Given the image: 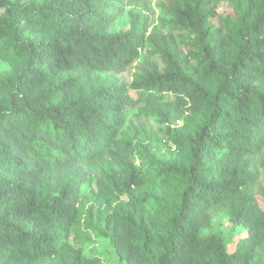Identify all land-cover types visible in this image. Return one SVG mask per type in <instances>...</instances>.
<instances>
[{
  "label": "trees",
  "instance_id": "obj_1",
  "mask_svg": "<svg viewBox=\"0 0 264 264\" xmlns=\"http://www.w3.org/2000/svg\"><path fill=\"white\" fill-rule=\"evenodd\" d=\"M136 1L0 0V55L17 66L0 69V264L69 250L81 184L70 177L36 186L27 177L104 154L133 104L166 93L193 98L201 120L184 139L186 161L153 163L156 179L177 185L171 211L155 223L134 209L128 243L147 264L248 263L257 229L264 228V211L260 221L254 218L251 196L242 193L229 211L248 226L233 251L220 235L201 229L212 204L250 181L243 157L264 146V0H232L225 37L212 19L211 0H179V25L195 34L201 52L193 54L195 65L163 35L155 49L165 63L161 71L151 63L130 84L97 83L91 73L122 71L139 55L145 22L109 30L119 7ZM139 181L131 173L128 185Z\"/></svg>",
  "mask_w": 264,
  "mask_h": 264
},
{
  "label": "rangeland",
  "instance_id": "obj_2",
  "mask_svg": "<svg viewBox=\"0 0 264 264\" xmlns=\"http://www.w3.org/2000/svg\"><path fill=\"white\" fill-rule=\"evenodd\" d=\"M38 1L11 0L16 5H31ZM210 6L216 13L212 19L219 26L220 35L225 37L228 33L225 18L233 11V2L211 0ZM179 7V0L123 3L109 30H128L145 22V40L139 48V55L124 70L93 72L91 79L97 83L117 80L130 84L135 74L149 71L151 63L161 71L165 63L155 49L162 45L163 35L170 37L173 46L195 65L193 54L201 52L195 34L179 25L176 13ZM7 41L12 42V39ZM0 69L14 72L17 66L0 55ZM207 84L212 86L210 80ZM200 120L199 104L191 97L166 93L163 99L152 103L140 100L130 107L114 144L107 152L89 162L74 163L71 168L51 171L43 167L29 175L27 180L36 186L51 178L64 180L72 177L78 181L81 186L77 215L69 229L68 251L58 257L16 261L15 264H70V253L75 254L73 264H147L127 240L126 232H133L131 213L141 207L142 213L156 223L158 218L171 211L168 204L175 200L177 185L156 179L153 163L186 161L188 155L184 139ZM243 159L247 161L250 181L235 196L212 204L206 212L208 224L201 229L203 235H220L228 251H233L236 244L248 236V226L243 222L235 223L230 218L231 205L246 193L256 207L254 218L260 221L264 211V146ZM131 173L140 177L138 184L128 185ZM257 232L258 241L247 264H264V228H258Z\"/></svg>",
  "mask_w": 264,
  "mask_h": 264
}]
</instances>
